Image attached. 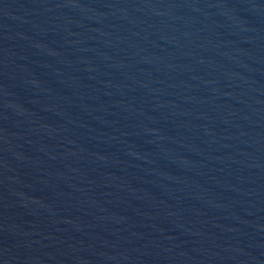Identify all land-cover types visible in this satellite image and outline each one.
<instances>
[{
	"label": "water",
	"instance_id": "water-1",
	"mask_svg": "<svg viewBox=\"0 0 264 264\" xmlns=\"http://www.w3.org/2000/svg\"><path fill=\"white\" fill-rule=\"evenodd\" d=\"M110 137L264 264V0H4Z\"/></svg>",
	"mask_w": 264,
	"mask_h": 264
}]
</instances>
